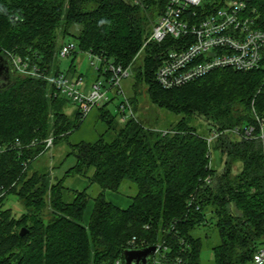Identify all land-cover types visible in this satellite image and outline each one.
I'll return each instance as SVG.
<instances>
[{
  "label": "trees",
  "instance_id": "16d2710c",
  "mask_svg": "<svg viewBox=\"0 0 264 264\" xmlns=\"http://www.w3.org/2000/svg\"><path fill=\"white\" fill-rule=\"evenodd\" d=\"M223 2L204 0L203 6L212 12ZM168 3L0 0V66L5 67L0 147L6 149L0 152V194L6 192L3 203L15 197L23 207L20 216L4 205L0 210V264H125L126 250L150 246L167 248L165 264H204L202 231L208 227L219 236L212 264H256L264 246V143L258 121L264 120V72L216 70L163 89L156 75L172 42L143 46ZM69 35L79 53L132 67L135 87L146 84L153 104L183 115L160 131L136 117V97L129 98L135 115L125 123L108 109L114 100L99 107L107 130L95 142L71 145L76 163L66 174L101 188L87 224L88 189L72 190L66 178L54 181L50 172H31L46 152L42 141L67 140L86 118L78 111L69 118L64 112L69 99L56 96L46 79L21 75L11 59L28 58L42 73L56 76L63 73L57 61ZM140 52L143 61L137 65ZM75 71L73 63L67 74ZM197 117L206 121L207 135L192 125ZM250 128L253 138L246 139ZM213 132L219 136L209 145ZM17 140L21 147L8 149ZM126 182L137 193L124 209L106 193L118 192Z\"/></svg>",
  "mask_w": 264,
  "mask_h": 264
},
{
  "label": "built area",
  "instance_id": "2783aa9c",
  "mask_svg": "<svg viewBox=\"0 0 264 264\" xmlns=\"http://www.w3.org/2000/svg\"><path fill=\"white\" fill-rule=\"evenodd\" d=\"M132 2L144 6L147 0ZM203 4L204 0H169L143 46L144 49L150 42H172L156 75L157 83L163 89L183 87L216 70L264 72V0H224L212 12L206 10ZM74 52L76 46L68 43L62 47L60 56L66 58ZM84 53L98 75L93 81H86L81 74L74 76L73 80L67 73L52 77L42 73L40 67L31 64L28 58L23 60L12 56L11 59L13 68L21 75L41 77L50 82L57 91L56 96L59 94L68 98L77 107L82 119L87 118L96 107L118 97L121 98L118 108L120 122H127L135 114L122 84L133 75L132 67L124 68L103 55ZM140 55L141 52L135 60ZM258 121L262 127L260 140L264 143V120ZM235 132L238 134L239 130ZM253 133L254 128L246 129L244 136L250 139ZM218 136L219 133L213 132L207 138L208 144ZM54 142V137H49L41 143L47 151L54 146ZM20 145L17 140L8 149ZM5 150V147H0V152ZM5 195L6 192L0 194V210ZM156 247V254L151 257L149 264H165L163 259L166 256L162 255V250L166 251L167 248ZM255 263L264 264V246L257 252ZM177 264H182V261L178 260Z\"/></svg>",
  "mask_w": 264,
  "mask_h": 264
},
{
  "label": "rangeland",
  "instance_id": "374dc122",
  "mask_svg": "<svg viewBox=\"0 0 264 264\" xmlns=\"http://www.w3.org/2000/svg\"><path fill=\"white\" fill-rule=\"evenodd\" d=\"M64 43H73L76 46V52L78 53L76 58L73 55H70L66 58H62L59 55L57 64L60 68V71L63 73L69 72L70 67L74 63L76 66V71L74 73H68L71 80H73L74 76H78L79 74H81L86 81L94 80L97 74L94 73L88 56L85 53H79L77 40L73 36L69 35L64 40ZM142 61L143 55H140L136 61L137 65H141ZM122 85L124 93L128 98H137L136 117L147 128L166 131L170 125L176 124L183 117L182 114L173 113L166 108H162L153 104L147 92L146 84L136 85L135 87V74H133L129 79L124 80ZM120 101L121 98L117 97L108 105V109L114 115H118V118L120 117L118 109V104ZM64 112L69 116V118H75L77 107L70 103L68 106H66ZM100 115L101 111H99V107L93 109L79 129L73 131L67 140L59 141L51 149L47 150L33 163L31 168V172H50L54 181L66 178L65 186L72 190L83 191L88 189L92 199L86 209L84 221L85 224H87L90 220L94 208V199L101 193V188L98 185H90L89 179L85 177L80 175L66 177V174L76 163L75 156L71 154V145L80 143L82 141L95 142L106 132L107 126L101 122ZM192 125L197 127L200 133H206L207 135L208 130L205 127L206 121L203 118L197 117ZM238 167L239 166L237 164L235 170H238ZM136 193V187L133 184L126 182L122 185L118 192H107L106 198L118 207L125 209L130 205L132 198L136 195ZM3 205L6 208H12L14 215L16 214L17 216H20L23 212L21 203L18 202L15 197H8L4 201ZM214 228L215 227H208L202 231V235L204 237L202 261L204 264L213 263L214 255L212 252V245H215L219 242L218 233Z\"/></svg>",
  "mask_w": 264,
  "mask_h": 264
},
{
  "label": "water",
  "instance_id": "95a60500",
  "mask_svg": "<svg viewBox=\"0 0 264 264\" xmlns=\"http://www.w3.org/2000/svg\"><path fill=\"white\" fill-rule=\"evenodd\" d=\"M4 70L5 67L3 65L0 66V75H2ZM25 234L26 230L22 229L20 235L23 237ZM156 251V246H150L138 250H126L124 254V262L125 264H149L151 257L156 254Z\"/></svg>",
  "mask_w": 264,
  "mask_h": 264
},
{
  "label": "crops",
  "instance_id": "0c3cea01",
  "mask_svg": "<svg viewBox=\"0 0 264 264\" xmlns=\"http://www.w3.org/2000/svg\"><path fill=\"white\" fill-rule=\"evenodd\" d=\"M93 81V80H92Z\"/></svg>",
  "mask_w": 264,
  "mask_h": 264
}]
</instances>
